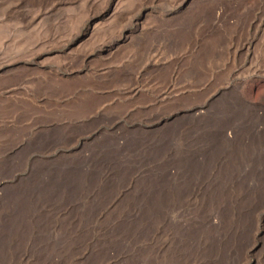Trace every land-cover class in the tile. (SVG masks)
Returning <instances> with one entry per match:
<instances>
[{
  "label": "rangeland",
  "instance_id": "obj_1",
  "mask_svg": "<svg viewBox=\"0 0 264 264\" xmlns=\"http://www.w3.org/2000/svg\"><path fill=\"white\" fill-rule=\"evenodd\" d=\"M0 264H264V0H0Z\"/></svg>",
  "mask_w": 264,
  "mask_h": 264
},
{
  "label": "bare ground",
  "instance_id": "obj_2",
  "mask_svg": "<svg viewBox=\"0 0 264 264\" xmlns=\"http://www.w3.org/2000/svg\"><path fill=\"white\" fill-rule=\"evenodd\" d=\"M234 120L232 121V122H238V120H239V117L237 116V115H235L234 117H232ZM227 122V121H226ZM229 122V121H228ZM231 122V121H230ZM230 122H229V124H230ZM234 124V123H233ZM231 126H232V124H230ZM221 136L224 138V141L228 144V143H230V140L229 139H227V136L225 137V135H223V134H221ZM221 137V138H222ZM222 141H223V139H222ZM214 150V149H213ZM207 160V159H206Z\"/></svg>",
  "mask_w": 264,
  "mask_h": 264
}]
</instances>
